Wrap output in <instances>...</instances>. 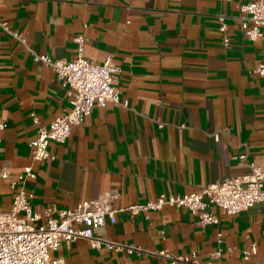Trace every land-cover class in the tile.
<instances>
[{
    "label": "crops",
    "instance_id": "0c3cea01",
    "mask_svg": "<svg viewBox=\"0 0 264 264\" xmlns=\"http://www.w3.org/2000/svg\"><path fill=\"white\" fill-rule=\"evenodd\" d=\"M254 0H0V171L13 178L32 165L26 187L32 205L75 208L83 200L117 192L116 208L162 193L199 192L211 183L264 167V39L240 29V6ZM219 15L227 16L229 44ZM84 55L120 67L116 86L127 106H95L65 142L51 141V156L34 161L30 140L71 108L70 88L37 56L72 60L75 38ZM241 156H245L241 159ZM0 176V205L13 203L11 180ZM201 225L186 207L166 206L132 216L116 213L97 229L106 239L140 252L91 247L87 239L63 243L51 257L66 264H172L161 252L201 261L221 249L226 264H264V202ZM219 233H222L219 242Z\"/></svg>",
    "mask_w": 264,
    "mask_h": 264
},
{
    "label": "built area",
    "instance_id": "2783aa9c",
    "mask_svg": "<svg viewBox=\"0 0 264 264\" xmlns=\"http://www.w3.org/2000/svg\"><path fill=\"white\" fill-rule=\"evenodd\" d=\"M238 19L242 33L249 40L264 39V0L242 4ZM218 21L223 43L228 45L230 38L227 34V16L219 15ZM0 27L23 39L20 34L9 29L7 22L0 21ZM75 41L78 53L72 60L53 59L48 54L37 56V59L51 66L57 78L70 88L71 108L52 120L48 126H40L37 136L30 140L34 161L53 157L49 151V143L65 142L72 126H81L95 106H106L109 102L118 106L128 104L127 100L120 98L116 86L120 67L112 57L109 56L105 62L98 64L84 55V35L79 34ZM254 71L264 75V62H260ZM5 126V122H0V130ZM244 157L241 156V159ZM248 167L246 173L211 183L202 187L199 192L162 193L155 199L125 208L114 207L113 200L118 197V193L109 192L97 198L83 200L75 208L58 209L52 204L43 213L34 210V194L26 187L27 180L36 177L32 165L26 166L24 172L15 178L7 167H3L0 176L13 178V203L10 208H2L0 205V264H66L64 258H52L50 253L59 250L63 243L79 238L87 239L91 247L97 250L105 248L129 254L140 252L137 246L110 241L97 232L108 221L115 223L116 213L121 210L129 211L132 216L144 213L148 217L150 212L160 211L166 206L186 207L197 217L199 224L218 223V216L210 211L211 205L219 206L228 215H233L264 202V167L254 163L248 164ZM221 237L222 233H219V242ZM256 250V243L243 250L241 264H248L250 256ZM161 253L172 264H226L222 260L221 249L212 252L206 261H201L196 252L188 255Z\"/></svg>",
    "mask_w": 264,
    "mask_h": 264
}]
</instances>
